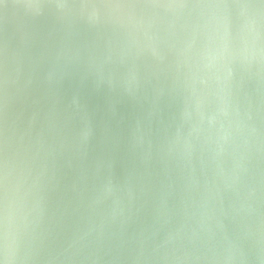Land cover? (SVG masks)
<instances>
[{"label":"clouds","instance_id":"clouds-1","mask_svg":"<svg viewBox=\"0 0 264 264\" xmlns=\"http://www.w3.org/2000/svg\"><path fill=\"white\" fill-rule=\"evenodd\" d=\"M0 9V264H264V0Z\"/></svg>","mask_w":264,"mask_h":264},{"label":"water","instance_id":"water-1","mask_svg":"<svg viewBox=\"0 0 264 264\" xmlns=\"http://www.w3.org/2000/svg\"><path fill=\"white\" fill-rule=\"evenodd\" d=\"M11 3V0H9ZM18 17L14 16L11 9L3 10L0 9V27L7 29H12L19 24ZM90 107L97 112V123L99 124L102 118L105 117V100L103 98H93L90 101ZM132 112V102L122 101L117 104V114L115 116H109L111 119L113 127L119 131L122 127H126V121L124 125H120V120L122 117L129 116Z\"/></svg>","mask_w":264,"mask_h":264}]
</instances>
